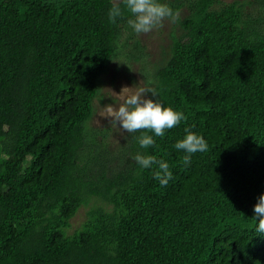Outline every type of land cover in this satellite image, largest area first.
<instances>
[{
    "label": "trees",
    "instance_id": "1",
    "mask_svg": "<svg viewBox=\"0 0 264 264\" xmlns=\"http://www.w3.org/2000/svg\"><path fill=\"white\" fill-rule=\"evenodd\" d=\"M163 4L186 14L151 98L186 120L110 151L84 150L87 122L135 17L111 23L112 0H0V264H264V30L234 0ZM185 129L208 144L188 166ZM137 154L169 164L167 186Z\"/></svg>",
    "mask_w": 264,
    "mask_h": 264
},
{
    "label": "rangeland",
    "instance_id": "2",
    "mask_svg": "<svg viewBox=\"0 0 264 264\" xmlns=\"http://www.w3.org/2000/svg\"><path fill=\"white\" fill-rule=\"evenodd\" d=\"M160 1L170 3L175 0ZM221 1L229 2L231 0ZM234 1L238 2L242 6L244 13L258 22L260 28L264 30V0ZM175 12L178 13V17H182L186 14L185 6H180ZM180 32L176 19L174 21L165 19L162 26L146 34L138 35L133 29L132 31L122 30L113 58L110 59L106 70L97 79L98 93L92 101V113L87 122L84 150L89 144L95 150L101 149V145L110 151L118 148L126 131L119 126L110 125L107 119L101 118L98 114L105 105L112 104L114 107H118L124 99L119 94L125 87H132L131 92L138 91L140 88H151L153 70L165 63L169 54L171 39ZM131 34L134 35L135 39L129 38ZM134 40L137 41L135 47L132 46ZM148 96L151 98L150 93ZM100 130L103 131V134H98ZM92 138L97 140L96 144L98 145L90 141ZM92 151L94 152L93 149ZM90 203L91 201H89V204L78 207L69 219L68 232L76 228L84 219L85 211L90 207Z\"/></svg>",
    "mask_w": 264,
    "mask_h": 264
},
{
    "label": "clouds",
    "instance_id": "3",
    "mask_svg": "<svg viewBox=\"0 0 264 264\" xmlns=\"http://www.w3.org/2000/svg\"><path fill=\"white\" fill-rule=\"evenodd\" d=\"M125 10L135 17V19H129L127 22L138 35L146 34L162 26L165 19L174 21L178 17V13L173 12L170 7L157 2V0H112V7L108 12L109 21L115 24L117 18L124 17ZM131 88L125 87L121 90L119 95L124 99L118 107H114L112 104L105 105L98 115L107 119L110 125L119 126L128 133L146 130L153 132L156 137H163L165 130L173 128L182 120H186L182 112L165 108L156 99L149 98V93L151 97L157 96L153 89L140 88L138 91L131 92ZM98 122L100 121L98 120ZM185 131L187 135L175 144V148L186 153L182 162L188 166L191 164L192 155L197 152H206L208 144L202 136L189 132L187 129ZM138 142L145 149L154 146L156 143L154 137L147 134H142ZM134 159L141 168L158 166V170L154 172V179L159 181L161 187L167 186L172 179L173 174L169 164L164 160H157L152 155L141 154H137ZM254 218L258 220L256 231L264 234V195L258 198V202L254 206Z\"/></svg>",
    "mask_w": 264,
    "mask_h": 264
}]
</instances>
